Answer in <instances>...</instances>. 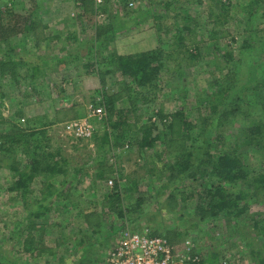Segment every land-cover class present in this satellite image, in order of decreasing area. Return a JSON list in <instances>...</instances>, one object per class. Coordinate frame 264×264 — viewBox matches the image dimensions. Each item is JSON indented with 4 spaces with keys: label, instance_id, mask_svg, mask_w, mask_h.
<instances>
[{
    "label": "rangeland",
    "instance_id": "374dc122",
    "mask_svg": "<svg viewBox=\"0 0 264 264\" xmlns=\"http://www.w3.org/2000/svg\"><path fill=\"white\" fill-rule=\"evenodd\" d=\"M143 1L136 0L137 3ZM220 1L225 5L223 11L211 0H160L161 4L153 5L155 9L161 7V20L150 22L153 27L149 28L155 37L146 39L144 47L153 43L151 50L171 51V46L176 45L175 26L180 28L190 20L192 31L188 38L194 39L199 54L178 62L165 60L156 87L141 90L143 95L120 86V90H125V96L116 101V109L128 107L127 95H130L136 106L130 119L132 125L136 129V123H151L154 126L152 137L158 138L151 148H140L135 141L130 144L129 140L122 146H109L104 161L115 172L105 182L93 179L98 150L91 136L74 138L63 132L61 124L84 117L88 104L98 103L103 105L105 115L93 123L95 131L100 130L106 118L104 96L116 92L122 77L108 74L102 85H70L60 83L69 77L60 76L62 79L49 78L47 83L36 85L38 76L43 79L49 72H57L59 66L34 69L32 65L38 64L36 60L40 57L30 48L25 33L10 36L0 33V148L5 146L4 136L14 130L11 124L28 132L42 129L45 137L38 145L48 152L58 151L59 160L66 162V172L53 177L50 182L60 190L58 192L63 187L67 189L43 200L49 189L46 181L37 177L29 183L26 192L23 189L10 191L9 186L16 176L0 165V264H108V253L125 230L162 238L176 252L197 255L200 261L210 251L221 252L216 264H255L251 251L258 252L264 259V233L256 234L253 230V221L264 225V193L247 198L248 210L230 224L222 215L204 219L195 212L203 187L186 173L172 176L164 167L166 162L175 160L173 157L181 158L178 144L167 142L171 138L167 125L172 113L184 107L186 119L199 124V116L207 118L209 115L206 93L215 82H223L228 71L232 74L229 87L253 85L262 90L264 0L255 4L253 10L249 8L252 0ZM40 8L38 0H0V9L6 14L7 9H11L13 13L25 16L30 10L35 16ZM209 10L215 16L220 15V23L215 27L212 23L215 17H209ZM6 14L3 21L7 18L11 25L14 24L16 18L11 14L8 18ZM112 22L116 27L121 23ZM92 25L97 26L96 22ZM213 29L216 32L211 37ZM189 42L185 44L191 50L194 46ZM213 42H217L216 48ZM121 47L127 45L121 42ZM227 52H232L234 60L224 58ZM181 54L174 56L182 58ZM98 55L101 58L102 53L98 52ZM97 61L99 65L92 74L96 77L107 69L105 64ZM239 93L242 95V90ZM247 93L249 101L238 103L240 107L233 116L224 120L213 117L210 126H207L208 122L205 124L213 135L212 142L222 138L225 146L234 145L241 138L240 127L245 122L252 118L264 121L259 90H247ZM144 99L146 101H142ZM158 111L169 116L163 119L164 126L158 122ZM196 132L197 128L193 126L190 133ZM33 143L26 144L28 149L24 153L20 151L24 143L11 145L16 150L20 168L29 159ZM240 148L251 168H264L260 145L255 147L243 141ZM197 158L193 154L191 162ZM79 166L83 167L80 174L75 171ZM115 181L119 186L120 204L128 209L122 216L109 211L106 201ZM131 182H135L136 187ZM222 183L231 196L247 190L241 182ZM140 200V206H137ZM80 240L83 243H79Z\"/></svg>",
    "mask_w": 264,
    "mask_h": 264
},
{
    "label": "trees",
    "instance_id": "16d2710c",
    "mask_svg": "<svg viewBox=\"0 0 264 264\" xmlns=\"http://www.w3.org/2000/svg\"><path fill=\"white\" fill-rule=\"evenodd\" d=\"M212 1H215L214 6L216 8H220L223 11L225 5H223L220 0H211V2ZM259 1L260 0H252L249 8L253 10L255 4H258ZM165 5L168 6L169 4L166 3ZM7 10L8 12L6 14L5 11L2 12L0 9V33L2 32L3 35L10 36L16 33H28V31L35 26V22L31 20L33 15L30 10L25 16L15 14L11 9ZM5 14L8 18L10 14L16 18L14 24L11 25V22H8L7 18L3 21V16ZM212 16L215 17L212 21L215 27L216 23H220L218 21V16L220 15L215 16L214 12L209 10V17ZM191 23L192 21L187 20L180 28L175 26L174 41H176V45L171 46V51L164 52L162 49H155L128 55H120L113 52L107 56H101V58L98 52H96L95 55L92 54L94 55L93 57L96 56V59L94 58L95 61L89 62L88 67L90 66L91 69H93L94 66L97 67L99 65L98 59L102 64H105V68H107L103 70L99 76L101 85L104 83V79L108 74H111V76L120 75L122 77L121 82H119L117 86L118 90L116 89V92L109 96H104L106 118H104V122L101 123L100 130L94 131L91 135L93 144L96 150H98L95 157L97 168H95L96 171L94 172V181L104 180L105 182V180L115 172L113 170L114 168L104 161L109 146L111 148L122 146L125 141L129 140L128 142L130 144L135 141L137 143L136 145H139L140 148L153 147L158 138V136L152 137L154 126L151 123H136L135 129L130 121L131 115L136 110V106L133 99L130 98V95H127L128 102L130 103L129 106L126 108L122 107L118 110L116 109V101L125 96V90H120V86L123 85L124 87L121 88H125L126 91L134 92L136 90L135 94L143 95L140 93L141 90L149 91L151 88L156 87V80L160 78V71L164 64H166L165 60L178 62V60H185L187 57L193 59L198 56L199 48L194 43V39L188 38V35L192 31ZM215 32L216 30L213 29L212 35L210 36H214ZM101 36L102 33H97L96 39H100ZM106 41L109 42L110 40L106 39ZM187 41L193 44V49L189 50V47L187 48L185 44ZM213 45L214 48H216L217 42H213ZM181 53L183 54L182 58L174 56V54L177 55ZM223 56L229 61L234 60L232 52H227ZM231 76L232 74L228 71L223 82H215L210 92L208 94L206 93L208 97L207 114L209 115H207V118L199 116V124H192L186 119L184 107L172 113L170 117L163 114L162 111H158L157 113L158 122L162 126L165 125L164 122H162L163 119L168 117L171 118L167 125L168 130L171 132V138H169L167 142H176L179 146L178 152L181 153V158L178 159L177 157H173L175 160L169 163L166 162L164 167L172 173V176L175 173H186L188 178L203 187V192L199 195L200 202L195 208V212L198 213L201 218H216L222 215L226 218L227 224H230L234 219L236 221L239 216L248 210L247 198L264 193V168L259 170L251 168L247 164L246 157L240 148L241 143L245 141V143L255 147L260 145L264 153V121L258 118L249 119L248 122H245L240 127L241 138L236 141L238 144L235 142L234 145L229 146L222 144V138L220 141L215 138V142H212L213 135L207 130V127H205L207 122V126H210L213 117L224 120L233 116L239 109L240 104L244 101H249L247 90H259V101L263 107L264 113V75L261 79L263 82L262 90L259 87L254 88L253 85L239 86L236 89L233 86L229 87L228 80ZM241 90L242 95L239 93ZM142 101H146V99ZM238 103L240 104L238 105ZM193 126L197 128L196 134L190 133V129ZM11 128L14 130L4 136L5 146H1L0 148V165L6 167L7 170H10L13 172V175L16 176V179L9 186V190L18 191L23 189L24 192H26L31 181L37 177H42L44 182L46 181L47 189H49L42 198L45 200L48 195L53 194L56 190L50 180L66 172V162L64 160H59L58 151L54 153L48 152L38 145L40 139L45 137L42 129L28 132L14 124H11ZM36 134H38L39 137H35ZM32 138L34 140H32ZM199 139H201L200 143L196 144ZM33 141V148L30 149L31 153L29 154L30 157L25 165L20 168L15 156L16 150H13L11 145L24 143L23 148L20 150L21 153H24V151L27 152L28 149L26 144ZM187 141L190 142L189 145H187ZM175 152L177 151L175 150ZM193 154L197 155L198 158L194 162H191ZM51 157L55 158V160H50ZM82 168V166L77 167L75 169L76 173H82ZM222 182H226L227 184L241 182L247 190L239 191L236 195L231 196ZM131 184L136 187L135 182H131ZM190 196L191 194L187 197ZM106 198V201L109 202V207L107 206L109 211L116 212L119 216H122V214L128 211V209L122 208L120 204L119 186L116 181L110 188V192L107 193ZM106 201L104 205H106ZM140 203L141 200L137 201V206H140ZM132 211H135V209L132 208ZM37 215L39 214L37 213ZM253 230L256 234L264 233V225L262 226L253 221ZM79 243H83V240H80ZM250 253L252 256H255V264H264V259L259 256L260 254L258 252L251 251ZM219 257H221V252L210 251L205 258H202L201 261L199 260L198 264H216L220 259Z\"/></svg>",
    "mask_w": 264,
    "mask_h": 264
},
{
    "label": "crops",
    "instance_id": "0c3cea01",
    "mask_svg": "<svg viewBox=\"0 0 264 264\" xmlns=\"http://www.w3.org/2000/svg\"><path fill=\"white\" fill-rule=\"evenodd\" d=\"M128 1L105 0L102 5L105 16L96 21L91 2L76 6L73 0H38L42 8L31 18L33 22L36 21L35 26L33 25L28 33L24 32L30 48L40 57L39 61L36 60L38 64L35 63L32 67L47 69L59 66V68L57 72H49L46 77L44 76L45 82L38 76L35 84L41 85L47 83L49 78L66 76L69 80L61 78L60 83L101 85L99 76H92L93 70L96 71L97 67L94 66L93 69L88 67L89 62L95 61L96 56H93L96 52L102 53L103 57L113 52L128 55L154 49L153 43L145 48L144 42L150 36L155 37V33L149 27H153L150 26L153 24L150 22L161 20V7L153 8L154 4H161L160 0H145L138 2L139 4L134 0L133 8L126 6ZM112 21L121 23L116 27ZM94 22L97 24L96 27L92 25ZM99 32L102 36L97 40ZM121 42L127 47L122 48ZM48 54L51 56H47ZM107 76L104 82L107 81ZM61 189V192L56 189L53 193L67 191L64 187Z\"/></svg>",
    "mask_w": 264,
    "mask_h": 264
},
{
    "label": "built area",
    "instance_id": "2783aa9c",
    "mask_svg": "<svg viewBox=\"0 0 264 264\" xmlns=\"http://www.w3.org/2000/svg\"><path fill=\"white\" fill-rule=\"evenodd\" d=\"M105 0H73L76 6L87 2L93 4V14L96 21L104 16L102 5ZM134 0L126 2L127 7L134 6ZM105 115L103 105L90 103L86 115L65 121L61 128L65 134L74 138L90 137L95 131L94 120H101ZM111 184V180L107 181ZM198 256L176 252L162 238L147 233L125 230L112 246L107 256L108 264H198Z\"/></svg>",
    "mask_w": 264,
    "mask_h": 264
}]
</instances>
